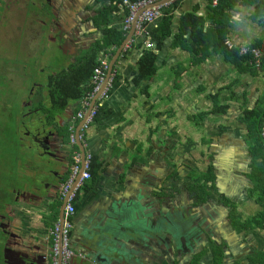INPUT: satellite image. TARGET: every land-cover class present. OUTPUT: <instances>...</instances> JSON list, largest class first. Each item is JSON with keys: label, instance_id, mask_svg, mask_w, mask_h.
<instances>
[{"label": "crops", "instance_id": "1", "mask_svg": "<svg viewBox=\"0 0 264 264\" xmlns=\"http://www.w3.org/2000/svg\"><path fill=\"white\" fill-rule=\"evenodd\" d=\"M55 1L62 5L52 8L56 18L67 25L57 29L61 62L34 71L31 78L32 85L47 83L48 93L37 100L34 115L41 129L52 131L57 149L52 154V146L40 147L34 155L38 166L25 172L14 192L12 230L27 245H11L17 264L22 263L20 251L38 257L49 249L51 242L46 244L44 237L60 219L54 211L60 190L51 185L69 176L74 150L69 124L81 100L63 99L56 80L87 54L97 63L106 60L115 79L86 132L92 177L77 194L79 216L104 207L120 209L133 196L147 202L161 196L167 211L182 208L191 227L202 233V249L176 264H264V152L257 149L264 121L261 126L253 123L258 115L245 118L247 110L264 114V54L260 67H240L217 43L225 31L227 46V40L235 46L264 44V0H224L220 5L165 0L162 16L147 26L148 36L131 29L120 44L107 40L124 31L123 0ZM193 44H199V53ZM145 51L154 53L156 71L141 77ZM142 172L158 176L142 182ZM141 188L149 193L142 195ZM26 191L37 196L15 199ZM40 262L46 264L44 258ZM73 263L88 262L76 256Z\"/></svg>", "mask_w": 264, "mask_h": 264}, {"label": "water", "instance_id": "2", "mask_svg": "<svg viewBox=\"0 0 264 264\" xmlns=\"http://www.w3.org/2000/svg\"><path fill=\"white\" fill-rule=\"evenodd\" d=\"M132 30L136 32L134 26ZM129 41L124 42L122 47H125ZM87 47H91V44ZM112 69L113 67L109 68V75ZM35 125L38 144L41 147L46 144L49 147L52 146L54 148L52 154H55L53 151L57 149L55 148L57 141L52 137V131L47 132L48 130L41 129L42 123L39 121ZM161 163L157 161L155 165ZM157 174L158 172L156 174L142 172L140 181H149L155 175L158 176ZM139 191L142 195L149 193L148 190L144 192L143 188ZM195 192L198 193V191ZM22 196L32 199L33 196H37V193L26 191ZM164 203L161 196L147 202L146 198H139L138 195V197L130 198L128 204L120 209L104 207L101 212L100 209L98 212L79 216L78 203L75 202L70 236V244L76 251L74 257H81L88 262L87 264H176L189 261L203 247L202 233H197L199 230L191 227L187 218L189 214L182 208L167 211L168 205L165 208ZM66 204L65 198L62 211ZM62 215L63 212L60 219ZM77 215L81 217L79 222L76 220ZM19 237L22 238L21 235ZM19 237L17 238L20 239ZM44 240L46 244L49 243V237H44ZM17 244L27 246L23 239L17 241ZM12 249L14 248L6 246L4 250V259L8 264H15L10 255ZM50 253L51 245L43 255L38 257L31 251H20L21 264H37L43 258L48 264Z\"/></svg>", "mask_w": 264, "mask_h": 264}, {"label": "built area", "instance_id": "3", "mask_svg": "<svg viewBox=\"0 0 264 264\" xmlns=\"http://www.w3.org/2000/svg\"><path fill=\"white\" fill-rule=\"evenodd\" d=\"M164 1L123 0L127 7L123 29L127 32L134 26L136 32L139 31L148 36L147 26L162 16L163 8L167 5V3H163ZM214 2H218V0H214ZM227 43L229 46L238 47L241 55L249 56L251 64L256 67L261 66L263 53L259 47L252 44L235 46L229 40H227ZM152 44L151 41L147 42L148 46H152ZM108 70L107 61L100 59L90 79V83L93 85L92 90H89L80 98L81 108L77 111L69 126L70 142L74 145L72 164L69 176L60 188L61 196L63 199H67V204L62 219L54 222L48 231L49 241L51 242L50 264H73V258L76 255V251L70 244L71 217L78 192L92 177V154L86 150L88 145L86 132L96 119L99 109L110 96L115 78L114 74H108ZM261 136L264 144V127L261 130ZM78 143L81 146L77 147Z\"/></svg>", "mask_w": 264, "mask_h": 264}, {"label": "flooded vegetation", "instance_id": "4", "mask_svg": "<svg viewBox=\"0 0 264 264\" xmlns=\"http://www.w3.org/2000/svg\"><path fill=\"white\" fill-rule=\"evenodd\" d=\"M56 5H58L59 7L62 6L60 2L58 4V2H56L55 0H0V60L1 62L3 61V63H0V72L2 74H6L7 71L8 73L10 72L8 70L7 64L4 63V60L8 58L10 61H12L14 58L12 57L13 53L11 50H9L8 52H4L2 48L4 49V47H10L11 41L15 37L19 39L21 38L22 40L23 36H25V41L23 43L24 45L22 47L24 48V51H28L27 46H29L32 41H35L36 44H38L39 41L43 40V53L40 52V54L38 55L36 52L32 57L33 60L36 62L33 64L35 72L39 71V69H41L42 67L50 68V66L57 65L58 62H61V55L58 56L56 54V51H59L63 48V46H61L58 41V36H60L61 34H58L59 31L57 29H61V27L65 28L67 27V25H64L65 27L63 26V24L60 25L58 19L55 17L56 13L55 10H53L52 8H54ZM58 6L57 9L59 10ZM62 14L63 11H61L60 15ZM52 46H54V48L57 47V49H53ZM70 50L72 51L73 49ZM70 50L66 51L69 53ZM66 51L63 50V53H65ZM74 59L75 57L72 60ZM29 61H24L22 62V64L15 63L12 64V66H19V68L21 67V71L23 72V70L29 66L27 65ZM42 61L45 62V65L40 64ZM42 85L43 84L41 83L35 82L34 87H40ZM29 100L30 97L27 101H23V105H27ZM37 111V108L27 110V107H25L22 117H20L19 121L23 126L22 127L20 125V132L25 137L24 139H26V135L30 138L32 137V140L35 142L36 146L32 145L31 148L34 146L40 149L41 146L36 141L35 134V131H37V127L35 124L38 120L35 119L34 113ZM71 145L73 144L71 143ZM71 164L72 162H69L67 164L69 168L71 167ZM61 182L58 181L57 184L52 183L51 187H53L54 185L55 189L58 188V190H60L58 193V199L60 198L64 202V199H62L63 197L61 196L60 188L63 184V182ZM22 195V193H17L15 199L18 200L20 196L23 197ZM61 200H59L54 207L55 213L58 209L59 216L62 212H65V208L62 211L63 203L61 202ZM13 204L14 199L12 200V205L7 204L5 206V210L0 212V233L4 238H2V248H4V250L6 246L11 247V245H13L15 241H17V238L15 237V231L12 230L13 226L11 225V221L12 219H14V210L12 208ZM12 261L15 264L18 263L13 257ZM0 264H8V262L4 259V253L2 251L0 252ZM40 264L43 263L40 262Z\"/></svg>", "mask_w": 264, "mask_h": 264}, {"label": "rangeland", "instance_id": "5", "mask_svg": "<svg viewBox=\"0 0 264 264\" xmlns=\"http://www.w3.org/2000/svg\"><path fill=\"white\" fill-rule=\"evenodd\" d=\"M23 39L15 37L12 39L10 47L2 48L4 52L11 50L14 58L12 61L8 58L4 60L10 72L7 71L6 74L0 72V212L5 210L7 204H12L14 192L19 191L20 180L24 177L25 172L38 166L34 155L40 149L34 147L36 144L32 137L26 135V139H24L25 137L20 132L22 124L19 120L25 107L27 110L36 108L37 100L43 96L46 97L48 93L46 81L42 86L32 90L34 85H32L31 77L35 71L33 64L36 62L32 58L34 54L31 48L37 45L38 55L40 52L43 53V40L38 44L32 41L27 46L31 50L24 51L22 47L25 36ZM24 61H29L27 64L29 66L23 72L21 67L12 66L15 63L22 64ZM0 63L3 61L0 60ZM29 97L28 104L23 105V101H27ZM42 100L44 101V99ZM32 145L34 146L31 148ZM2 238L0 233V252L4 253Z\"/></svg>", "mask_w": 264, "mask_h": 264}, {"label": "trees", "instance_id": "6", "mask_svg": "<svg viewBox=\"0 0 264 264\" xmlns=\"http://www.w3.org/2000/svg\"><path fill=\"white\" fill-rule=\"evenodd\" d=\"M219 5L224 0H218ZM230 6V4H228ZM216 20L219 21V17H215ZM185 22L188 21V18H184ZM126 36V31L120 32L119 34H115L114 38L108 39L107 41H111L112 43L120 44L123 39ZM153 38L157 39V43H160V36L156 37V35L153 33ZM204 41L203 39H201ZM218 45L223 48L225 53L227 54V57L235 61L240 67L242 64H247L250 66L255 65L251 64V60L249 56L241 55L239 53L238 47L233 46H227L225 44V31L224 34L221 35L217 39ZM253 46L259 47L262 50V53L264 54V44L262 43H254ZM195 51L199 53L201 49L199 48V44L194 45ZM154 53L152 51H145L143 58L141 59V74L140 76H150L156 71V65L154 64ZM262 63V62H261ZM97 60L96 57L92 55H87L84 60H82L79 64H73L70 67V70H67L60 74L57 77V85L56 88L60 92V96L62 95L63 99H68L71 97H74L76 99L81 98L84 94H86L89 90H92V84L90 83V79L93 75L94 68L97 66ZM61 89V91H60ZM62 92V93H61ZM259 116V120H257L255 117ZM245 118L247 120L255 118L256 120H253V123L263 125L264 121V114L263 116L259 115L257 111H248L245 113ZM262 128V127H261ZM261 131V130H260ZM257 149L264 152V144L262 141V138L260 139V142L257 144ZM93 171V170H92Z\"/></svg>", "mask_w": 264, "mask_h": 264}]
</instances>
